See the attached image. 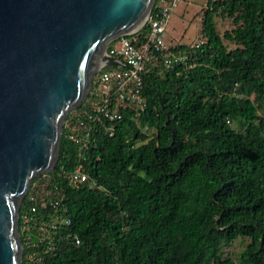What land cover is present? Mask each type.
Here are the masks:
<instances>
[{
    "label": "trees",
    "instance_id": "16d2710c",
    "mask_svg": "<svg viewBox=\"0 0 264 264\" xmlns=\"http://www.w3.org/2000/svg\"><path fill=\"white\" fill-rule=\"evenodd\" d=\"M215 17L233 29L221 36ZM201 22V43L169 47L184 63L146 68L144 111H124L112 136L95 126L86 150L76 115L100 101L93 77L67 115L54 171L35 176L20 205L22 264L34 252L42 264H234L222 247L238 238L249 239L241 264H264V0H207ZM148 34L146 22L125 38L140 45ZM78 166L88 180L74 189L66 175ZM58 217L70 226L40 242L35 228Z\"/></svg>",
    "mask_w": 264,
    "mask_h": 264
},
{
    "label": "water",
    "instance_id": "95a60500",
    "mask_svg": "<svg viewBox=\"0 0 264 264\" xmlns=\"http://www.w3.org/2000/svg\"><path fill=\"white\" fill-rule=\"evenodd\" d=\"M155 0H0V264H22L18 214L52 173L62 127L92 89L113 40L137 33Z\"/></svg>",
    "mask_w": 264,
    "mask_h": 264
},
{
    "label": "built area",
    "instance_id": "2783aa9c",
    "mask_svg": "<svg viewBox=\"0 0 264 264\" xmlns=\"http://www.w3.org/2000/svg\"><path fill=\"white\" fill-rule=\"evenodd\" d=\"M182 1L155 0L154 13L150 14L147 20L149 34L140 45L125 36L108 44L107 55L114 64H102L96 74L99 76L100 101L93 104L89 110H83L76 115L79 126L77 129L82 128L86 132L81 138L84 149H88L90 133L95 126L101 125L107 135L112 136L114 124L121 120L124 111L132 113V118L135 119L144 111L146 98L142 91L143 74L149 65H153L159 59L164 69L172 70L176 64L186 61L184 56L169 52V47L164 42L165 28L170 15ZM69 139L75 143L80 141L74 134H71ZM87 180L88 174L81 166L66 175L68 185L74 189L80 188ZM30 200L34 201L33 197H30ZM48 203L54 209L58 206L57 201L50 200ZM65 210L64 208L63 211ZM35 212V207H31L30 212L23 215V230L28 231L27 223L30 221V213ZM70 224L71 221L67 217H58L51 219L48 224H40L35 231L40 237V242L48 241L52 239V235H56L61 225L68 227ZM68 236L76 245H79L78 236L70 234ZM27 264H42L41 257L35 252L28 254Z\"/></svg>",
    "mask_w": 264,
    "mask_h": 264
},
{
    "label": "rangeland",
    "instance_id": "374dc122",
    "mask_svg": "<svg viewBox=\"0 0 264 264\" xmlns=\"http://www.w3.org/2000/svg\"><path fill=\"white\" fill-rule=\"evenodd\" d=\"M206 2L207 0H183L182 2L178 3L176 8L171 13L170 18L165 28L164 42L167 47L171 48L176 45H195L196 43L203 40V38L201 37V30H202L201 20H202L203 9H205L206 7ZM215 22H216V28L218 30V33L221 36L223 35L225 31H231L234 27L231 19L229 18L215 17ZM224 43L227 45L229 50L230 49L234 50L236 48L234 44H231L228 41H224ZM92 87H93V84H92ZM95 93L100 95L99 86H97V92ZM250 98L260 110L258 96L256 94H252L250 95ZM86 99L83 103L86 102ZM95 103L97 102H93L90 104L93 105ZM65 120H64V123H65ZM64 123H63V126H64ZM231 126L233 128L238 129V127L234 124H232ZM145 132L148 133L150 136L154 135L153 130H146ZM42 174H48V173H39L37 175H42ZM248 243H249V239L238 238L230 244L229 248H226L224 246L222 247V250L224 251L226 255L229 256V258H231L234 264H241L238 257Z\"/></svg>",
    "mask_w": 264,
    "mask_h": 264
}]
</instances>
